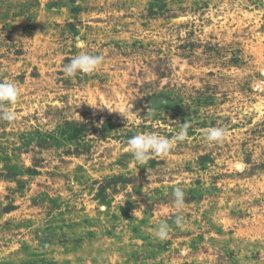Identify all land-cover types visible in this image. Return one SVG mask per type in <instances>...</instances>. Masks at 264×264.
Segmentation results:
<instances>
[{
  "label": "rangeland",
  "instance_id": "obj_1",
  "mask_svg": "<svg viewBox=\"0 0 264 264\" xmlns=\"http://www.w3.org/2000/svg\"><path fill=\"white\" fill-rule=\"evenodd\" d=\"M0 82V264H264V0H0Z\"/></svg>",
  "mask_w": 264,
  "mask_h": 264
},
{
  "label": "clouds",
  "instance_id": "obj_2",
  "mask_svg": "<svg viewBox=\"0 0 264 264\" xmlns=\"http://www.w3.org/2000/svg\"><path fill=\"white\" fill-rule=\"evenodd\" d=\"M78 48L83 47V41L76 40ZM104 57L102 55H92L86 52H80L69 63L63 66L65 77L72 78L78 73L91 74L96 72L103 64ZM19 96V89L13 82H0V121L14 122L17 114L8 107L14 104ZM120 113V112H119ZM123 117H138L131 109L125 113H120ZM188 123L181 125L180 130L175 136L169 138L155 132L137 134L127 140V145L131 150L132 158L139 164L146 163L152 155H167L173 147L174 142L182 141L187 136ZM204 131V136L210 143H223L227 136V130L222 127H210ZM237 171L243 170V165L237 163L235 165ZM174 205L177 209H181L185 205V193L180 187L173 189ZM174 223L179 226L182 223V217L177 215ZM170 226L162 223L156 230L155 235L159 240L168 238Z\"/></svg>",
  "mask_w": 264,
  "mask_h": 264
}]
</instances>
